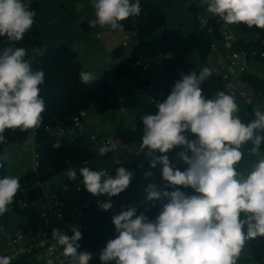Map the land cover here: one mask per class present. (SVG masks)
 I'll use <instances>...</instances> for the list:
<instances>
[{"label": "clouds", "instance_id": "1", "mask_svg": "<svg viewBox=\"0 0 264 264\" xmlns=\"http://www.w3.org/2000/svg\"><path fill=\"white\" fill-rule=\"evenodd\" d=\"M206 11L224 25L244 24L264 29V0H201ZM96 22L111 30L123 28L122 22L140 15V0H92ZM35 10L26 0H0V37L9 42L23 40L35 23ZM132 34V33H130ZM27 49L5 47L0 50V144H5L7 129L24 132L37 129L46 110L40 86L45 83L42 69L33 70ZM83 84L97 78L78 73ZM212 71L203 67L199 74H181L170 94L157 102L155 114H144L141 153L150 158L151 168L162 165L163 187L148 184L145 203L159 204L154 219L137 214L131 207L112 217L115 237L100 249L101 264H238L247 241L264 237V110L253 109L254 118L245 123L239 115L234 95L218 91L206 98L201 87ZM187 133L194 138L188 139ZM250 147L245 148V146ZM118 145L108 140L98 149L99 156L115 152ZM177 154L183 170L173 164L170 151ZM245 148L255 161L245 175L238 171ZM159 152L160 155H156ZM7 153L0 154V168ZM84 188L95 197L118 196L134 175L124 167L115 177L90 167L78 170ZM67 178L77 180V171L67 169ZM145 178L152 176L146 172ZM21 188L20 177L0 178V217L9 212ZM172 189L171 191L167 189ZM183 189H191L188 194ZM110 210L113 205L99 202ZM72 235L52 229L53 245L48 248L46 264H56L51 256L57 247L67 258L60 264H90L93 255L79 251L82 233L70 226ZM12 255H0V264H12Z\"/></svg>", "mask_w": 264, "mask_h": 264}, {"label": "rangeland", "instance_id": "2", "mask_svg": "<svg viewBox=\"0 0 264 264\" xmlns=\"http://www.w3.org/2000/svg\"><path fill=\"white\" fill-rule=\"evenodd\" d=\"M140 1L157 8L161 12L165 19L166 28L179 30L186 37L197 30V17L205 19L211 15L206 11V5H203L201 0ZM26 2L30 5L32 10H35V24L42 39L41 46L25 48L28 52V56L26 57L28 60L36 55H41L46 48L67 47L77 53V60L83 71L91 72L97 80H99L104 77L105 72L116 68L120 64L122 57L114 58L112 55L113 52L121 49L125 56L130 53V49L122 47L124 38L123 28L111 31L108 27H101L99 24L94 27L89 26L90 22L96 21L92 0H26ZM228 27L233 32L240 49L244 51L248 50L254 42L253 37L257 28L255 26L249 28L244 24ZM162 30L163 28L155 32L150 37L149 41L154 43L156 40L160 39ZM158 51L159 47L154 45L152 52L157 53ZM203 67L211 69V66L201 62L198 57L194 55L192 59H187L181 63L177 62L168 71H163L162 73L159 68L153 67L150 75L152 77L155 75H162L158 92L162 91L168 96L175 82L181 78L182 73L188 74L195 71L199 74ZM247 72L264 80V60L250 59L247 61ZM216 79V76L212 73L211 77L208 79V85H211L210 81L214 82ZM106 81L115 92L116 106L105 113H96L92 109L88 110L86 112L88 125L78 141L82 146L88 145L89 150L93 153V158L90 162V167L93 170H106L108 174L115 177V169L118 168L116 166V160H121V157L113 152H109L105 156H99L98 149L101 145L92 144L90 142V136L92 134H98L101 137L109 139H121L133 149L134 153H140L142 152L140 144L142 142L144 130L141 117L144 114H155L158 109L152 103L155 94L139 88L132 78L125 77L119 80L106 78ZM208 85L206 81L201 85L204 95L209 99L214 98L215 94L221 90L216 88L214 91L207 94L206 88ZM212 86H214V84ZM237 88L241 94H246L251 98L254 97L252 90L243 82H239ZM235 98L239 106L244 104L239 97ZM255 107L264 110L263 96L254 98L251 105L252 111ZM193 138V135L188 136V139ZM49 142L50 141L44 136H36L34 137V143L32 145L17 143L5 148L0 153H7L8 155V160L5 162L4 167L5 175H15L20 178L25 176L34 166L37 148L43 147ZM182 150L183 148H181L180 151ZM242 151H244V156L238 165V171L246 175L251 170L252 164L256 158L244 148H242ZM144 155L149 163L150 158L147 157L146 153H143V156ZM141 160L142 158H137L135 164H138ZM172 162L181 170L186 167V165L180 163L177 159V155L172 156ZM159 166L162 165L157 164L156 167ZM80 168L81 166L72 168L77 171V181L79 183L82 180L78 172ZM143 181L146 186L141 187L135 193V200L139 206L148 210L153 205L145 203L144 189L148 184L158 185L162 183L163 180L162 177L153 171L152 176L147 178L144 176ZM75 182L76 181L66 179L64 174H60L52 179L47 186L61 185L70 200L78 204L76 195L73 192ZM186 192L192 194L189 191ZM102 196L104 195L100 197ZM37 210L38 204L32 203L28 204V207L21 212L0 217V254L7 251L6 241L9 237H12L20 231L28 230L37 223ZM122 211H124V206L118 205L114 207L109 214L114 216ZM114 237L115 235L105 238L94 251H88L93 255L91 264H98L100 262L98 258L100 249L105 246L109 239ZM246 250L247 248H244L242 251L241 259L238 264H244L246 258L245 254H248ZM27 264L37 263L31 261ZM39 264H46V262Z\"/></svg>", "mask_w": 264, "mask_h": 264}, {"label": "trees", "instance_id": "3", "mask_svg": "<svg viewBox=\"0 0 264 264\" xmlns=\"http://www.w3.org/2000/svg\"><path fill=\"white\" fill-rule=\"evenodd\" d=\"M140 3L142 8L140 15L125 20L124 25L128 30L136 33L137 40L142 45L151 43L149 41L150 37L163 28L161 38L152 44L159 47V52L162 55H171V58L165 63V71H168L177 62L181 63L187 59H192L194 55L201 62L207 64L206 59L211 43L220 42L221 39L219 34L220 24L216 23L215 19L210 20V25H213L214 28L212 34L200 29L197 22V30L186 37L179 30L166 28L165 19L157 8L142 1ZM41 45V34L35 23L31 31L26 33L23 40L19 42H9L6 37H0V50L9 46L28 48ZM112 55L114 58L122 57L120 64L116 68L105 72L103 78L89 84L81 82L78 73L83 69L77 60V53L67 47L46 48L41 55L32 57L30 62L33 70L42 69L45 73V83L40 86V95L45 100L46 110L42 113V124L36 130L43 132L46 127H62L69 130L73 126V119L80 116L81 113L86 114L90 109L96 113H105L113 109L116 106L115 92L108 85L106 78L119 80L130 77L139 88H144L151 83L150 78L141 79L140 74L131 68L133 60L138 56L137 49H133L129 57L125 56L121 49L113 52ZM242 81L254 93L253 100L257 96L264 97L263 79L246 72L242 77ZM217 86L221 90L218 84ZM166 98H163L160 102H163ZM237 104L239 106V103ZM251 105L252 103L250 105L244 103L239 106V115L245 123L254 118ZM29 132V130L22 132L19 129H7L5 131L7 142L0 144V153L14 144H23ZM76 141L74 137L65 138L60 147L55 146L53 142H49L43 147L37 148L35 155L37 156L38 167L36 171L29 170L25 176L20 178L21 188L14 198V204L10 206L11 210L5 215L23 211L21 209L23 203L32 204L39 201L43 196V192L40 188H36V184L49 183L59 176L63 169H72L77 166L84 167L85 163L90 164L93 153L89 150L88 145L76 147ZM247 147H250V145L245 146V148ZM181 148L177 147L170 151L168 155H177ZM263 149L264 146H262ZM128 170L134 173L130 186L118 196L110 198L113 207L108 211L91 212L79 223V231L82 233V239L79 241L80 249L94 251L105 238L115 235V227L112 223L113 216L109 213L118 205H123L124 211L135 207L137 214L144 213L150 219H154L158 214L159 204L145 210L135 200V193L141 187L146 186L143 181L144 174L153 172L146 157ZM3 176H5V169L0 168V178ZM167 190L171 191L172 189ZM181 190L185 191L183 188ZM245 246H247L257 264L264 263V237L247 241ZM26 262L23 260L16 264H25Z\"/></svg>", "mask_w": 264, "mask_h": 264}, {"label": "built area", "instance_id": "4", "mask_svg": "<svg viewBox=\"0 0 264 264\" xmlns=\"http://www.w3.org/2000/svg\"><path fill=\"white\" fill-rule=\"evenodd\" d=\"M211 19H215V22L220 24L219 34L221 39L220 42L211 43L206 62L209 66H211L212 73L216 76L217 84L221 87L222 91L227 94L234 95L235 97H239L242 102L250 105L253 98L248 97L246 94H241L238 91L237 84L239 82H243L242 77L247 72V61L250 59L264 60V29L257 28L254 34L253 44L248 50L244 51L240 49L237 44L231 29L219 21L217 17L210 15L205 19L200 17L196 18L200 29L206 30L209 34H212L214 30L213 25H210ZM97 24L98 23L96 21H92L89 26L94 27ZM122 24L124 29L122 47L130 49V52L133 49H137L138 56L133 60L131 68L140 74L141 79H151V83L142 89L155 94V98L152 99V103L156 107V103L160 102L167 96L162 91L158 92L162 75H155L152 77L150 72L153 67L159 68L161 73L165 71V63L171 58V55L168 54L164 56L159 51L157 53H153L152 49L154 45L152 43H145L143 45L140 44L137 40L136 33L128 30L124 25V21ZM109 30L111 29L109 28ZM129 54L127 55L128 57L130 56ZM86 118L87 116L85 113H81L80 116L75 117L73 119V126L69 130H65L62 127H46L43 132H39L36 129H29V133H31L33 138L36 136H44L50 142H53L57 147L62 145L65 138L74 137L77 140L75 142V146L78 147L80 146V143L78 141L79 138L76 136L80 133L82 135L86 130ZM186 135L189 136L192 134L187 133ZM108 140H114L118 145L115 152H113L121 157V160H116L117 167L122 166L128 170L135 164V160L137 158H145V155L143 156V153L141 152L134 153L133 149H131L129 145L121 139H109L101 137L98 134H92L90 136V142L92 144L104 145ZM156 154L160 155L159 152ZM168 156L172 162V156ZM37 167L38 160L35 155L34 166L30 171H36ZM84 167H90V164L85 163ZM151 169L161 177L162 166ZM66 171V169H63L61 174H64L65 178L68 179ZM101 171H105L108 174L106 170ZM77 180L75 182L73 192L76 195L78 204H75L70 200L61 185L47 186L48 183L36 184V188H40L43 192L42 198L35 202L38 204L37 223L30 229L20 231L12 237H9L6 241L7 251L1 253L0 255H12L14 257L12 264H16L23 260L33 261L37 264L45 263L48 258V248L54 243L51 236L53 228H59L66 235L70 236V234H72L70 226H78L84 217L91 212L103 211L98 206V201L107 202L110 198L106 194L102 197H95L91 195L86 191L83 184H80ZM164 185L165 181L157 187L160 188ZM186 191L192 192L191 189H185V192ZM27 207L28 203H23L21 209L24 210ZM79 251L86 250L79 249ZM51 258L56 261V264H60L61 260L66 261L67 259L62 255V249L60 247L56 248ZM98 264H101V261Z\"/></svg>", "mask_w": 264, "mask_h": 264}, {"label": "crops", "instance_id": "5", "mask_svg": "<svg viewBox=\"0 0 264 264\" xmlns=\"http://www.w3.org/2000/svg\"><path fill=\"white\" fill-rule=\"evenodd\" d=\"M253 39H254V37H253ZM254 41V40H253ZM208 80H206V84L208 85ZM211 82V85H208L207 86V88H206V92H207V94L208 93H210L211 91H214L216 88L217 89H219V87L217 86V79L216 80H214V82H212V81H210ZM214 84V86H212L213 84ZM88 125V124H87ZM83 135V134H82ZM82 135H81V133L78 135L79 137V139L82 137ZM33 143H34V138H33ZM162 183H163V181H162ZM162 183H160V184H158L157 186H159V185H161ZM37 218H38V212H37ZM244 248H247V246H245ZM247 253L248 254H245L246 255V258H245V261H244V264H257L254 260H253V258H252V256H251V253H250V251H249V249L247 248ZM29 262H31V261H27L25 264H27V263H29Z\"/></svg>", "mask_w": 264, "mask_h": 264}, {"label": "water", "instance_id": "6", "mask_svg": "<svg viewBox=\"0 0 264 264\" xmlns=\"http://www.w3.org/2000/svg\"><path fill=\"white\" fill-rule=\"evenodd\" d=\"M79 135V134H78ZM76 136L77 138L79 137V136ZM24 144L25 145H32L33 144V137H32V135H31V133H28L27 135H26V139H25V141H24Z\"/></svg>", "mask_w": 264, "mask_h": 264}]
</instances>
